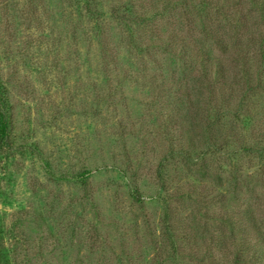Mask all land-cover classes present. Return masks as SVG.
<instances>
[{
  "label": "rangeland",
  "instance_id": "rangeland-1",
  "mask_svg": "<svg viewBox=\"0 0 264 264\" xmlns=\"http://www.w3.org/2000/svg\"><path fill=\"white\" fill-rule=\"evenodd\" d=\"M207 2L0 0L9 264H226L234 208L264 234V0Z\"/></svg>",
  "mask_w": 264,
  "mask_h": 264
},
{
  "label": "trees",
  "instance_id": "trees-1",
  "mask_svg": "<svg viewBox=\"0 0 264 264\" xmlns=\"http://www.w3.org/2000/svg\"><path fill=\"white\" fill-rule=\"evenodd\" d=\"M210 1L211 0H208L207 4ZM207 4L206 7L209 6ZM259 5V9H261V12L264 16V2H260ZM262 58H264V56H262ZM202 62L206 67L204 68V70H209L214 65L212 64L211 59L208 56H204ZM217 73L220 74L222 73V71H218ZM221 79L222 78H219L217 80L220 82ZM3 95L4 91L0 82V149L3 148L6 150L8 146H10L9 139L11 135V121L9 116L10 112L8 102L3 97ZM233 214L234 215L230 216V213L225 212L221 219L228 224L230 223L233 228L239 233V237L232 236L229 244V239L226 238L225 235H223L221 236V238H218L216 240V244L218 243V246L216 248L219 249V251H221L227 257H230L226 264H264V234L261 228L258 226L256 216L253 215L252 211L250 212L242 208H234ZM182 239L184 240L183 243L191 242V238H188L187 236L185 238L183 236ZM211 241H213V237L211 238ZM174 248L177 251H186V249H189L190 254H187L193 257H195L197 253L196 247L192 246H189V248H187L186 246L179 244L176 247V244H174ZM2 249L3 247L0 246V264H9L10 261H7L5 259L6 254H3Z\"/></svg>",
  "mask_w": 264,
  "mask_h": 264
}]
</instances>
